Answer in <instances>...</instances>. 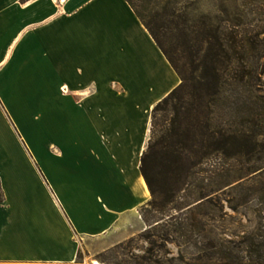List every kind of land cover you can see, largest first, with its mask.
<instances>
[{
  "label": "crops",
  "instance_id": "0c3cea01",
  "mask_svg": "<svg viewBox=\"0 0 264 264\" xmlns=\"http://www.w3.org/2000/svg\"><path fill=\"white\" fill-rule=\"evenodd\" d=\"M180 83L127 0H0V262L144 231L153 109Z\"/></svg>",
  "mask_w": 264,
  "mask_h": 264
},
{
  "label": "rangeland",
  "instance_id": "374dc122",
  "mask_svg": "<svg viewBox=\"0 0 264 264\" xmlns=\"http://www.w3.org/2000/svg\"><path fill=\"white\" fill-rule=\"evenodd\" d=\"M149 1L155 17L147 19L185 80L157 117L167 116L169 138H184L201 163L187 181L171 170L157 174L146 230L76 262L47 264H225L227 255L250 254V237L264 242V0ZM245 64L242 77L236 69ZM221 121L238 130L226 152L215 149L212 135ZM206 195L212 204L194 219L154 222ZM263 249L252 253L260 262Z\"/></svg>",
  "mask_w": 264,
  "mask_h": 264
},
{
  "label": "trees",
  "instance_id": "16d2710c",
  "mask_svg": "<svg viewBox=\"0 0 264 264\" xmlns=\"http://www.w3.org/2000/svg\"><path fill=\"white\" fill-rule=\"evenodd\" d=\"M130 5L133 7L134 11L138 15V17L141 19L143 24L147 27L151 35L155 38L156 42L160 46V48L163 50L167 58L170 60L174 68L177 70L181 77V83L175 87L165 98H163L161 101H159L156 106L153 109L152 114V129H151V138L149 140V143L147 145V148L144 150L141 160V171L143 173V176L147 182V185L152 193V195L156 192V182H157V174L163 172V170H171L174 173H176L179 178L185 177V181L188 180V178L196 173L194 170L197 163H201V161H193L191 158L192 154L197 153L194 149H192L191 145L189 146L184 138H177V139H170L168 135V127H166L167 123V116L165 115L164 122L161 121V119H158L157 114L162 111L166 110L163 106L165 103H168L170 99L178 92L182 87L184 86L185 80L182 77L180 71L175 67V65L172 62V59L169 57L167 51L164 50L162 47L160 41L158 40V34L153 26V19L155 17L154 11L150 8V1L149 0H127ZM148 17H152L151 20H148ZM245 39V38H244ZM243 39V40H244ZM246 40V39H245ZM250 40V39H249ZM251 41V40H250ZM244 43V42H243ZM223 46V45H222ZM241 48V55L244 59L246 54V48ZM236 49V47H235ZM238 49V47H237ZM228 70V69H227ZM250 69L246 66H241L240 68L236 69V72H239V74L244 77L247 75V72H249ZM238 74V75H239ZM162 122V123H161ZM167 129V130H166ZM170 132V131H169ZM237 129H233V125H230L228 123H221L217 125L212 135L215 137V149L217 150H223L226 152L228 149H230V145L233 144V139H236L237 137ZM159 136V139L156 140V137ZM159 146V147H158ZM201 152V151H200ZM211 153L210 150L202 151L201 155L202 158H206L207 155ZM187 156L189 159L186 160L185 163L181 162L182 157ZM184 181V182H185ZM4 200L3 190L0 183V202ZM152 201L151 200L147 203L145 207L141 209L142 215L147 222V228L152 225L150 220L147 218L145 210L148 206V204ZM206 204H212V201L209 197L201 196L198 198L194 204L189 203L185 206H176L175 208L179 211V213L176 214H167L169 216L166 218V216H162L155 220L154 222H157V225H160L161 223L167 222L171 223L178 219V215L180 214H187L190 213L191 219H194L195 216L194 211L197 208H200ZM163 220V221H162ZM146 228V229H147ZM145 229V230H146ZM213 243L215 242L214 239H210ZM264 247V242H256L254 237H250L248 240V247L247 250L250 252L249 255H241V254H230L227 255L229 260L225 261V264H261L264 262V259L262 262H260L261 258L258 260L254 258L253 252L259 251L260 246ZM216 247V245H211ZM257 247V248H256ZM264 252V249H263ZM263 252L261 254H263ZM248 257L247 261L245 258ZM81 259V253H79L78 260ZM0 264H47V263H25V262H0Z\"/></svg>",
  "mask_w": 264,
  "mask_h": 264
}]
</instances>
